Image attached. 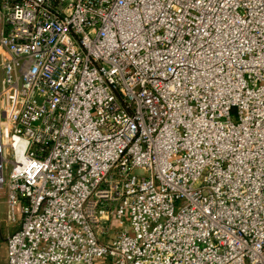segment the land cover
<instances>
[{
	"label": "built area",
	"instance_id": "built-area-1",
	"mask_svg": "<svg viewBox=\"0 0 264 264\" xmlns=\"http://www.w3.org/2000/svg\"><path fill=\"white\" fill-rule=\"evenodd\" d=\"M0 17V264H264V0Z\"/></svg>",
	"mask_w": 264,
	"mask_h": 264
},
{
	"label": "rangeland",
	"instance_id": "rangeland-1",
	"mask_svg": "<svg viewBox=\"0 0 264 264\" xmlns=\"http://www.w3.org/2000/svg\"><path fill=\"white\" fill-rule=\"evenodd\" d=\"M2 3H3V0H0V10H1V8H2ZM0 27H1V17H0ZM231 117H232V120L233 121H237V119H238V114H237V110L236 109H233L232 111H231ZM181 205V202H178L177 204H176V208H178L179 206ZM5 211H6V205H5V198L2 196V195H0V220L2 221V220H5V218H6V213H5ZM2 226H3V229L5 230V229H7V228H10V230H13V229H17L18 227H16L14 224H12V225H9L8 227H7V224L6 223H2ZM16 227V228H15ZM3 230V231H4ZM7 255V246H6V243L3 241L2 243H1V256L4 258L5 256Z\"/></svg>",
	"mask_w": 264,
	"mask_h": 264
}]
</instances>
